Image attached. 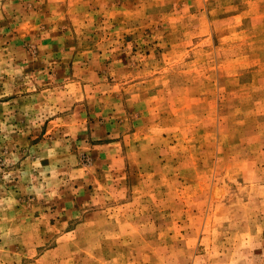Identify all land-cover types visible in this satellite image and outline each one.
<instances>
[{
  "label": "rangeland",
  "instance_id": "1",
  "mask_svg": "<svg viewBox=\"0 0 264 264\" xmlns=\"http://www.w3.org/2000/svg\"><path fill=\"white\" fill-rule=\"evenodd\" d=\"M0 264H264V0H0Z\"/></svg>",
  "mask_w": 264,
  "mask_h": 264
}]
</instances>
